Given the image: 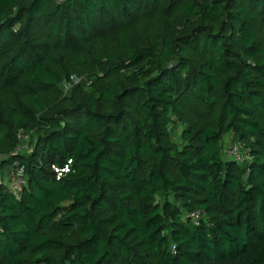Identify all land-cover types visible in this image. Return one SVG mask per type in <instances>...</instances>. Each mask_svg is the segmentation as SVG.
<instances>
[{
    "label": "trees",
    "instance_id": "16d2710c",
    "mask_svg": "<svg viewBox=\"0 0 264 264\" xmlns=\"http://www.w3.org/2000/svg\"><path fill=\"white\" fill-rule=\"evenodd\" d=\"M16 165L0 264H264V0H0Z\"/></svg>",
    "mask_w": 264,
    "mask_h": 264
},
{
    "label": "built area",
    "instance_id": "2783aa9c",
    "mask_svg": "<svg viewBox=\"0 0 264 264\" xmlns=\"http://www.w3.org/2000/svg\"><path fill=\"white\" fill-rule=\"evenodd\" d=\"M84 78L78 76H72L70 80L65 84V92L67 93L75 85H79L83 82ZM19 138L23 139L21 135ZM229 144L227 146L226 155L236 161L237 163H248L252 161L250 154L241 151L239 144L233 143V135H229ZM27 147L23 146L21 150H26ZM53 170L57 175V179L60 180L71 170V161L66 163L62 167L53 166ZM27 184L24 177V169L20 165L15 166L14 171L7 172L6 175L0 176V185H3L11 190V192L18 198L21 197V192L24 186ZM198 218V215L195 216Z\"/></svg>",
    "mask_w": 264,
    "mask_h": 264
},
{
    "label": "rangeland",
    "instance_id": "374dc122",
    "mask_svg": "<svg viewBox=\"0 0 264 264\" xmlns=\"http://www.w3.org/2000/svg\"><path fill=\"white\" fill-rule=\"evenodd\" d=\"M181 142V141H180Z\"/></svg>",
    "mask_w": 264,
    "mask_h": 264
}]
</instances>
